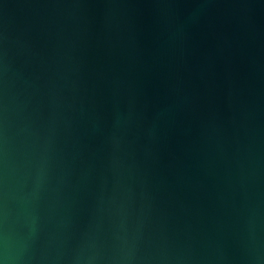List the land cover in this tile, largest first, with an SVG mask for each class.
<instances>
[{
  "label": "water",
  "instance_id": "95a60500",
  "mask_svg": "<svg viewBox=\"0 0 264 264\" xmlns=\"http://www.w3.org/2000/svg\"><path fill=\"white\" fill-rule=\"evenodd\" d=\"M0 264H264V0H0Z\"/></svg>",
  "mask_w": 264,
  "mask_h": 264
}]
</instances>
